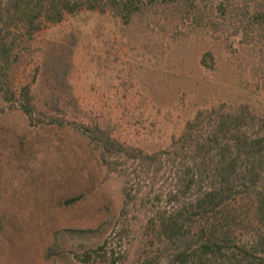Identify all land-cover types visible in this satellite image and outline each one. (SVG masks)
Instances as JSON below:
<instances>
[{"label":"rangeland","instance_id":"obj_1","mask_svg":"<svg viewBox=\"0 0 264 264\" xmlns=\"http://www.w3.org/2000/svg\"><path fill=\"white\" fill-rule=\"evenodd\" d=\"M143 34L129 35L109 16L82 14L38 36L36 49L76 38L71 125L49 124L41 115L30 122L0 99V264H80L83 251L105 242L116 264H134L155 251L145 225L167 207L168 175L131 176L136 199L122 215L126 178L101 163L82 125L155 152L177 139L198 111L222 103L264 108V86L250 74L251 59L236 41L198 34L161 52V36ZM207 51L209 69L199 62ZM29 73L36 75L35 69ZM48 88V80L38 81L37 100Z\"/></svg>","mask_w":264,"mask_h":264},{"label":"trees","instance_id":"obj_2","mask_svg":"<svg viewBox=\"0 0 264 264\" xmlns=\"http://www.w3.org/2000/svg\"><path fill=\"white\" fill-rule=\"evenodd\" d=\"M82 14L109 16L129 35L156 33L161 52L198 34L236 41L251 59L250 74L264 86V0H0V99L30 122L41 115L49 124L71 125L76 38L39 49L36 41L44 28ZM207 58L212 61L209 51L199 62L209 69ZM44 79L49 88L39 101L36 89ZM81 130L106 169L126 178L122 215L136 199L131 176L167 174L171 182L167 207L146 220L149 247L156 249L134 264H264V108L222 103L198 111L177 139L155 152L128 146L97 125ZM106 244L83 251L80 264H116Z\"/></svg>","mask_w":264,"mask_h":264}]
</instances>
